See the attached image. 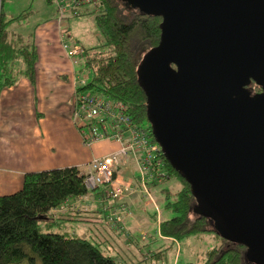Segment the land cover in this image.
I'll use <instances>...</instances> for the list:
<instances>
[{"label":"water","instance_id":"obj_1","mask_svg":"<svg viewBox=\"0 0 264 264\" xmlns=\"http://www.w3.org/2000/svg\"><path fill=\"white\" fill-rule=\"evenodd\" d=\"M124 1L162 17L138 66L157 143L196 211L264 264V0Z\"/></svg>","mask_w":264,"mask_h":264},{"label":"trees","instance_id":"obj_2","mask_svg":"<svg viewBox=\"0 0 264 264\" xmlns=\"http://www.w3.org/2000/svg\"><path fill=\"white\" fill-rule=\"evenodd\" d=\"M4 1L0 0V93L24 74L35 83L38 60L36 47L27 42L24 35L8 29L15 20L28 19L34 11L32 5L9 21L4 17ZM46 2L55 6L54 0ZM102 3L95 20L105 41L100 47H84L86 53L82 61L93 77L87 84H79L77 92L93 91L118 99L128 105L137 123L146 124L149 122L147 94L139 81L138 66L143 56L161 40L162 17L143 13L124 0H102ZM19 58L24 63L23 71H19L16 64ZM252 85L255 93L262 91L255 83ZM151 136L157 142L153 131ZM165 157L162 150L160 158L164 166L161 170L167 173L163 181L175 178L181 187L175 192L170 187L162 189L167 209L176 215L160 222L161 235L177 241L211 232L219 235V241L206 253L203 264H260L248 253L246 245L220 233L221 218L213 208L210 214L196 211L200 205L191 191V182ZM94 192L87 189L83 173L76 166L26 174L22 189L0 196V264H120L102 250L100 243L61 225L79 219L80 214L65 212L57 218L52 214L53 209L62 206L67 199ZM111 215L108 219L113 225L122 221L119 216L112 221ZM57 223L59 230L53 228Z\"/></svg>","mask_w":264,"mask_h":264},{"label":"rangeland","instance_id":"obj_3","mask_svg":"<svg viewBox=\"0 0 264 264\" xmlns=\"http://www.w3.org/2000/svg\"><path fill=\"white\" fill-rule=\"evenodd\" d=\"M31 2L32 0H5L4 4L5 8H12L13 10L21 12V9H27L32 5ZM40 5H43L41 0H36L33 6L39 9ZM47 6L50 7L49 10L55 8L54 5L47 4ZM80 11L82 13L78 15V17L67 15L62 25L59 23L58 17L52 18L50 21L46 20L44 24H54V27L53 25L52 27L47 26L49 30L43 33V37H47L48 39L52 38V43L57 44L58 42L55 41L52 36L55 31H58L57 40L58 37H60V32L69 33L85 48L100 47L105 40L100 33L99 27L96 25L95 15L99 14L101 10L90 12L86 6H82ZM43 21V16L38 15L33 18L31 23L41 25ZM54 36H56V34H54ZM40 38L41 34L39 33L38 39L40 40ZM44 42L45 41H42V43ZM58 50L60 52H58ZM58 50H42L41 47V58L38 60L36 67L38 78L36 84L30 85L33 88L32 92H29V94L26 93L25 95L20 94L23 87L18 88L19 80L16 84L17 88L14 95H5L3 97V103L4 106L9 104H15L17 106V110L15 111L17 115L15 120L17 124H15L14 128L17 133L18 131L20 132V137L16 140L22 141L21 139H23L28 132V128L32 129L34 126H41L43 129L50 130L51 138L54 141L50 146L55 149L52 160L56 163H62L64 160H66V162L72 161L71 155L73 153L76 155H83L77 146H75L73 140V133L77 130L81 136V132L73 117V106L76 101V95L74 92L72 93L71 83L74 81L75 75H77L79 79H86L87 82H89L93 76L92 72H89L87 69L85 70L83 61H81L80 65L76 66L78 73L76 74L74 72L73 62L67 57L60 38ZM53 52L55 56H52ZM250 87H253V85L251 84ZM9 115L10 112L8 116ZM39 118L44 119L43 122H41ZM146 124L149 125L150 123L146 122ZM56 135H59V137H56ZM10 146H12L11 141L9 143V147ZM86 147H84V150L89 152V159L91 156H105L107 153L116 150L118 145H114L110 140H106L92 147ZM49 149L51 148L49 147ZM84 170L83 168V171ZM5 181L7 184H10L7 178L3 179L0 177V196L17 192H11L14 190L7 186ZM5 186H7V188ZM164 187H170L172 191L175 192L181 185L173 178L168 184L166 183L164 186H161V188L153 189L152 195L154 197V202L156 201L158 204V213H160L162 220L170 219L176 215L166 207L165 192H162ZM22 188L23 185L20 189ZM154 202H152L148 196L145 198V206H147L150 214L157 212V207L154 205ZM103 222V218L98 213L96 217H89L86 215V217H80L79 219L75 218L70 222L66 221L68 224L61 225L72 233L77 231L78 234L86 237V239L88 238L96 244L100 243L102 250L112 255L120 264H203L207 259L206 253L219 241V235L210 232L199 236H188L184 239L177 240L178 242H174L168 237L165 239L162 238L155 224L148 228V235L145 233L142 235L143 241H141L139 235L133 237L135 245L131 247L128 245V248L124 240L120 241L110 230L107 231L106 229L100 228L103 227ZM56 227L55 225L53 228L56 229ZM147 239L148 242L155 240L152 246H148L146 242ZM128 240L127 238V241ZM137 245L139 247H137ZM113 248L117 251H114ZM152 253L155 255L149 258L148 255Z\"/></svg>","mask_w":264,"mask_h":264},{"label":"crops","instance_id":"obj_4","mask_svg":"<svg viewBox=\"0 0 264 264\" xmlns=\"http://www.w3.org/2000/svg\"><path fill=\"white\" fill-rule=\"evenodd\" d=\"M35 2L36 0H32L31 2L34 11L32 12V14L28 16V19L15 20L9 24L10 26L8 29L10 31L17 32L19 35H24L26 41L33 44L36 47L38 52V60H40L41 47L42 50L52 49V51L53 50L57 51L59 45V38L61 39L62 45H63V39L61 34L62 32H60V37H58L57 40L58 31H55L52 36L54 37V40L58 42L57 44L52 43L53 42L52 38L48 39L47 37H43V33H46L49 30L47 26L52 27L53 25L54 27V24H50V23L44 24V22L46 20L50 21L52 20V18L57 17V8L55 6L54 9L49 10L50 7L47 6L48 3L46 2V0H41L43 5H40L39 6L40 8L36 9L33 6ZM2 8L4 11V17L9 21H11L12 18L18 17L19 15L22 14L24 10H26V9H21V12H19L17 10H13L12 8H5L4 3ZM38 15H42L44 18L42 24L40 25L36 23L35 24L31 23L33 18ZM31 24L33 25L30 26ZM39 33L41 34L40 40L38 39ZM13 34H11V36H13ZM54 34H56V36H54ZM42 41L45 42L42 43ZM58 52L60 51L58 50ZM52 56H55L54 52ZM70 60L73 62L74 72L77 74L78 72L75 62L71 58ZM16 64L18 66L19 71L24 70V63L21 58H19L16 61ZM37 78L38 76L36 74L35 83H32L27 75L24 74L19 76L18 81L20 80V82L18 88L23 87L20 94L25 95L26 93L29 94V92H32L33 88L30 85L36 84ZM78 80L79 77L75 75V79L71 83L72 93L73 92L76 93L78 85L80 84L78 83ZM18 81L12 87L4 88L3 91L0 93V177H2L3 179L7 178V180L10 182V184H7V182L5 181L6 185L9 186L12 190H14L11 192H15V191L18 192V190L21 188V186L24 183L26 174H28L29 172H40L42 170H51L54 168L62 169L63 167H73V166L78 167L81 170V172H85V170L88 167V164L96 156H91V158L88 159L89 152L84 150V147L86 146L83 142V139H81L82 137L77 132V130L75 133H73L74 134L73 140L75 146H77V148L83 153V155L81 156L79 154L76 155L75 153H73L71 155V159L73 160L70 162H66V160H64L62 161V163H56L52 160V157L55 153L54 152L55 149L54 147L52 148L50 144L54 141L51 138L50 130L43 129L41 126H34L32 129L28 128V132L26 133L24 138L21 139L22 141L16 140L17 138L19 139L20 137L19 136L20 132L18 131L17 133V131H15L14 128L15 124H17V121L15 120L17 118V115L15 114L16 113L15 111L17 110V106L15 104L14 105L9 104L4 106L3 97L5 95L8 96L14 95V92L17 88L16 84L18 83ZM73 111H74V106H73ZM9 112L10 115L8 116ZM39 119L41 122H43L44 120L42 118ZM31 130H32V134H31ZM56 137H59V135H56ZM10 141L12 142V146L9 147ZM111 142L114 145L115 144L118 145V147L120 145L118 142L115 141H111ZM49 147L51 149H49ZM83 168L85 169L84 171ZM119 171L120 172L117 177L118 182L119 181L125 183L133 182L134 185L140 184L138 180L139 171L137 170V165L131 158L127 159V162L120 168ZM168 182L169 181L163 182V184L160 185H152V187L150 188L151 192L153 193V189L161 188V186H164V184L166 183L168 184ZM7 186L5 187L7 188ZM102 189L97 190L94 193L87 194L86 196L69 198L64 202L62 206L58 207L57 209H53L52 214H54L57 218L59 215L64 214L65 212H68V214L70 213L72 215L78 213L81 215V218H83L86 217V215L89 217H96V215H98L99 213L104 221L103 227L100 228L106 229L107 231L110 230L116 236L117 239H119L120 241L124 240L128 248L129 246L131 247L132 245H135V241L133 237L139 235L141 241H143L142 235L144 233L148 235L147 232L148 228L151 225L154 226L155 224L157 226L159 235L165 239V237H163L160 233L159 224L162 221V218L160 213H158L159 207L156 201L154 202V205H156L157 207V212H155L154 214H150L147 206H145V198L147 197L146 194L143 192L130 194V196L124 198V202H123L130 207V215L120 213L118 216H121L122 221L118 222L116 225H113L112 222L109 221L108 216L111 213L114 214L115 212H118L117 209L118 206H120L119 205L120 201L119 203L113 204L112 201L110 200L100 199L102 196L101 195ZM59 227L60 225L57 223V227L55 230H59L58 229ZM73 233L78 234L77 231ZM78 235L82 236L80 234ZM82 237L86 239V237L84 236ZM126 237L129 239L128 241ZM171 240H173L174 242H178L174 239ZM154 241L155 240L148 242L147 239L146 242L148 243V246H152ZM137 247L139 246L137 245ZM113 250L117 251L115 250V248H113ZM154 255L155 254L152 253L148 255V257L150 258Z\"/></svg>","mask_w":264,"mask_h":264},{"label":"built area","instance_id":"obj_5","mask_svg":"<svg viewBox=\"0 0 264 264\" xmlns=\"http://www.w3.org/2000/svg\"><path fill=\"white\" fill-rule=\"evenodd\" d=\"M54 4L61 25L67 15L78 17L82 13V6H86L90 12H97L104 5L102 0H54ZM62 39L67 56L76 66L79 65L85 57L84 46L69 33H62ZM86 82L84 78L78 80L80 85ZM75 95L73 117L84 144L92 147L106 140L120 144L116 151L92 159L82 172L87 189L93 192L103 188L104 199L120 201L118 212L111 215L112 221H116L115 217L120 213L130 214V207L123 203L130 194L143 192L154 202L150 186L152 183L162 184L167 173L161 170L164 166V160L160 158L162 148L151 136L152 125L137 123L130 115L128 105L118 99L93 91L78 93L76 90ZM129 158L137 165L139 185L117 181L120 167Z\"/></svg>","mask_w":264,"mask_h":264},{"label":"flooded vegetation","instance_id":"obj_6","mask_svg":"<svg viewBox=\"0 0 264 264\" xmlns=\"http://www.w3.org/2000/svg\"><path fill=\"white\" fill-rule=\"evenodd\" d=\"M250 86H251V85H250ZM250 86H248V87L250 88ZM249 88H248V89H249ZM252 89H254V88L252 87Z\"/></svg>","mask_w":264,"mask_h":264},{"label":"bare ground","instance_id":"obj_7","mask_svg":"<svg viewBox=\"0 0 264 264\" xmlns=\"http://www.w3.org/2000/svg\"><path fill=\"white\" fill-rule=\"evenodd\" d=\"M166 158V157H165Z\"/></svg>","mask_w":264,"mask_h":264}]
</instances>
